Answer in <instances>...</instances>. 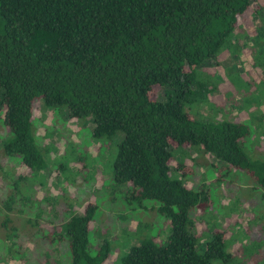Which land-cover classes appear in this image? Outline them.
Instances as JSON below:
<instances>
[{
  "label": "trees",
  "instance_id": "16d2710c",
  "mask_svg": "<svg viewBox=\"0 0 264 264\" xmlns=\"http://www.w3.org/2000/svg\"><path fill=\"white\" fill-rule=\"evenodd\" d=\"M258 1L263 5L253 8ZM256 16L263 29L250 42L254 66L263 72L264 0H0V122L9 131L0 149L26 171L9 185L0 207L9 255L21 248L12 215L25 214L24 203L31 206L22 184L33 187L48 175V149L33 130L34 111L43 108L91 122L92 139L114 145V193L138 209L151 204L169 222L163 240L142 236L118 264H243L239 256L249 245L245 253L230 251L224 231L209 221L203 238L198 234L199 216L215 196L208 186L188 185L196 173L186 172L183 159L185 148L196 153V165L208 164L211 155V172L223 178L243 173L264 201V82L253 100L243 98L247 120L197 112L215 88L205 70L222 53L236 57L243 48L240 23ZM237 72L226 75L239 93L246 85ZM154 88L162 100L152 98ZM97 210L89 202L60 222L55 213L46 223L51 230L37 220L39 213L27 218L45 243L57 244L53 261L44 264H61L64 241L70 264L107 262L110 242L92 227ZM259 227L264 231V222Z\"/></svg>",
  "mask_w": 264,
  "mask_h": 264
},
{
  "label": "rangeland",
  "instance_id": "374dc122",
  "mask_svg": "<svg viewBox=\"0 0 264 264\" xmlns=\"http://www.w3.org/2000/svg\"><path fill=\"white\" fill-rule=\"evenodd\" d=\"M257 5H263L262 1L254 3L253 8ZM251 22L248 25L240 23L237 35H243L241 41L243 48L238 51L236 57L222 53L218 58V64L213 62V65L205 70L211 75V82L215 88L208 95L210 103L202 104L197 108V112L203 117L219 119L223 116H231L239 120L248 119L243 98L246 96L253 100V96L258 95L259 92L257 85L264 82V71L254 66L255 55L250 42L256 31L263 29L262 22L257 16L251 18ZM234 68L237 69L241 82H245L246 85L239 93L235 91L236 82L230 80L229 82L226 75L227 71L233 72ZM157 97L158 100H162L163 94L161 90L154 88L152 98ZM249 108L253 109L251 100ZM62 111L54 113L43 108H37L34 111L33 130H36L40 146L48 149V175L41 178L42 183L36 181L33 187L22 184L23 191L32 200L31 206L23 204L26 205L25 214L15 212L12 215L13 221L20 229V234L14 240L21 246L20 249L18 247L14 249L15 251L19 249L16 251L19 255L14 258L9 255V244L5 238V231L1 228L4 216L1 217L0 264H30L31 262L44 264L45 260L53 261L55 253L52 250L57 247V244L45 243L36 233L37 230L27 225V218H35L39 213L40 218L36 219L41 225L45 224L46 229H50L46 223L48 220H53L55 213L59 216L60 222L63 218H68L70 211L79 214L89 202L96 203L98 206L96 222L92 224V227L98 231L99 236H106L110 242L111 252L105 264H118L121 255L142 236L159 234L160 240L166 237L164 233L169 227V222L154 212L151 204L146 205L148 210L138 209L129 206L114 193L111 181L114 145L109 143V147V144L105 145L93 140L92 123L89 120L90 123L75 121L68 118L65 110ZM253 119H255L254 116ZM8 134V129L0 122V141L8 137ZM253 139H258L257 135ZM184 151L190 155L183 159L186 172L191 174L190 170L196 173L188 180V185L208 186L215 196L207 213L199 216L197 232L200 237L202 235L203 238L206 232L205 222L215 223L217 224L215 228L222 229L226 234L231 246L230 251L241 253L249 245L246 247L249 253L244 252L245 254L239 256L244 259L243 264H264V231H261L259 227L264 222L260 223V220H264V201L261 199L260 192L253 190L251 180L243 173L236 172L223 178L217 171L211 172L209 166L216 162L211 155L206 156L208 164L196 165L193 160L197 156L196 153L189 148H185ZM180 159V154H177L174 168ZM24 174L26 171L20 159L4 155L0 149V207L10 192L9 185L17 176ZM28 181L30 184L34 182L33 174L27 175ZM67 204H70V207ZM63 210L68 212L63 213ZM59 249L63 253L61 264H70L68 243L62 242Z\"/></svg>",
  "mask_w": 264,
  "mask_h": 264
}]
</instances>
